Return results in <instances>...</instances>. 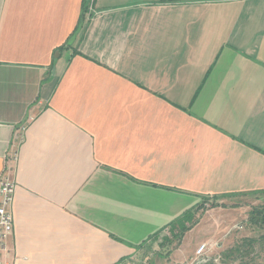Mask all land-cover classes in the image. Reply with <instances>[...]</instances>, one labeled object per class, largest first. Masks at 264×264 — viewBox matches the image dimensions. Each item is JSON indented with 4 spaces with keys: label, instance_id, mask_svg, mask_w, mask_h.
<instances>
[{
    "label": "crops",
    "instance_id": "obj_1",
    "mask_svg": "<svg viewBox=\"0 0 264 264\" xmlns=\"http://www.w3.org/2000/svg\"><path fill=\"white\" fill-rule=\"evenodd\" d=\"M81 13L82 0H0L8 257L221 255L243 197L264 193V0H89ZM165 231L159 243L177 242L153 255Z\"/></svg>",
    "mask_w": 264,
    "mask_h": 264
},
{
    "label": "rangeland",
    "instance_id": "obj_2",
    "mask_svg": "<svg viewBox=\"0 0 264 264\" xmlns=\"http://www.w3.org/2000/svg\"><path fill=\"white\" fill-rule=\"evenodd\" d=\"M243 199L247 201L246 204L250 210L252 207L264 203V193L247 195L243 197ZM208 203L210 204V202ZM235 231L236 234L229 238V244H227L228 240L225 242L227 247L221 251L220 264H264V243L259 240L260 236L264 234V225L250 224L245 220L243 229ZM251 237L255 239V242L250 246L245 245V243L242 242L244 238ZM176 242L177 240L174 239V237L171 239L168 238L166 241L164 238L162 243L155 242L149 244L150 252L156 256L160 255L162 252L165 254L167 252L166 250L169 249L170 246H174ZM150 261L153 263L151 258Z\"/></svg>",
    "mask_w": 264,
    "mask_h": 264
},
{
    "label": "built area",
    "instance_id": "obj_3",
    "mask_svg": "<svg viewBox=\"0 0 264 264\" xmlns=\"http://www.w3.org/2000/svg\"><path fill=\"white\" fill-rule=\"evenodd\" d=\"M15 158V156H14ZM16 182L9 176V169L5 168L4 173L0 175V264H14L13 260L8 257L9 249L7 246V238L13 231V214L12 205L14 201V193ZM204 208L209 206V203H204ZM164 233V232H163ZM160 234L158 238L161 242L162 238L167 235ZM220 264V255L210 256L206 252L200 253L189 264ZM134 264V263H132ZM173 264H183L174 262Z\"/></svg>",
    "mask_w": 264,
    "mask_h": 264
},
{
    "label": "trees",
    "instance_id": "obj_4",
    "mask_svg": "<svg viewBox=\"0 0 264 264\" xmlns=\"http://www.w3.org/2000/svg\"><path fill=\"white\" fill-rule=\"evenodd\" d=\"M88 4H89V0H82V13H83V15L88 10ZM204 201H207V199H204ZM214 205H218V204L213 201L211 203V206H214ZM222 206H225V205H222ZM200 207H202V205H199L197 207V209L200 208ZM247 221L250 224H255V225H258L259 224L260 226L264 225V203L261 204V205H258L256 207H252L250 209L249 214H248V217H247ZM186 222H189V224H192L194 222L193 221L192 212L185 213L183 216H181L179 219H177L175 221V225L179 229V232L177 234H175V237L177 239H179L180 236L183 234V232L186 229L189 228V226H187L185 224ZM259 240H261L264 243V234L260 236ZM242 242L245 243V245L250 246L251 244H253L255 242V239H253V237H251V238H244L242 240Z\"/></svg>",
    "mask_w": 264,
    "mask_h": 264
}]
</instances>
